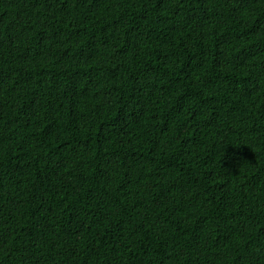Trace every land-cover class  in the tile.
<instances>
[{"label": "trees", "instance_id": "1", "mask_svg": "<svg viewBox=\"0 0 264 264\" xmlns=\"http://www.w3.org/2000/svg\"><path fill=\"white\" fill-rule=\"evenodd\" d=\"M0 264H264V0H0Z\"/></svg>", "mask_w": 264, "mask_h": 264}]
</instances>
